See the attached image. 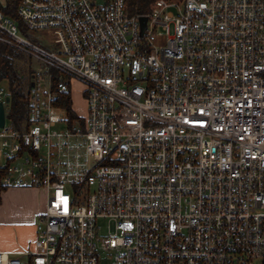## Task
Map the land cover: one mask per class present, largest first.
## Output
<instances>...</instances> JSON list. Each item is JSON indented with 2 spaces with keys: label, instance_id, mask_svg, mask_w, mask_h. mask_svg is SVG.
Instances as JSON below:
<instances>
[{
  "label": "built area",
  "instance_id": "obj_1",
  "mask_svg": "<svg viewBox=\"0 0 264 264\" xmlns=\"http://www.w3.org/2000/svg\"><path fill=\"white\" fill-rule=\"evenodd\" d=\"M16 15L0 12V43L38 68L24 132L0 90V189L42 190L46 208L34 251L0 264H264V0L132 16L125 0H21ZM70 81L87 107L72 120Z\"/></svg>",
  "mask_w": 264,
  "mask_h": 264
},
{
  "label": "trees",
  "instance_id": "obj_2",
  "mask_svg": "<svg viewBox=\"0 0 264 264\" xmlns=\"http://www.w3.org/2000/svg\"><path fill=\"white\" fill-rule=\"evenodd\" d=\"M21 0H0V12L18 21L16 10ZM157 0H125V10L128 15H143L150 11ZM30 61V58H29ZM22 52L14 47L0 43V81H7L9 108L6 119L14 131L24 132L28 125V80L32 75V68ZM69 120L78 118L71 106L69 94L62 95L61 104ZM0 168V177L4 174ZM1 190V189H0Z\"/></svg>",
  "mask_w": 264,
  "mask_h": 264
},
{
  "label": "rangeland",
  "instance_id": "obj_3",
  "mask_svg": "<svg viewBox=\"0 0 264 264\" xmlns=\"http://www.w3.org/2000/svg\"><path fill=\"white\" fill-rule=\"evenodd\" d=\"M24 54V53H23ZM28 66L32 68L33 70H36L38 68V64L32 60L29 56L25 54ZM30 58V61H29ZM64 81H67V79H64ZM32 87L34 86V83H32ZM83 86H81L78 82H71L70 81V97L72 101V110L77 114L78 116L85 117L86 116V103L82 98V91ZM0 90L4 92L3 101L8 106L10 99L8 96V83L7 81L3 80L0 81ZM8 99V102L6 103V100ZM63 114H55V117L53 119L62 118ZM57 129L59 131H64L66 128H63V125L61 124ZM63 144L70 145L72 148V154L70 158V163L73 165L77 162V170H80L81 168H84V165L86 161H90L87 159L85 152H84V145L82 140L79 139H70V140H62ZM61 155L64 159H66L65 155V149L61 150ZM4 166V161L2 157L0 156V168ZM75 170V169H74ZM33 193H31V200L28 202V204H23L21 206L22 209L26 210H35L37 209L36 215L34 216V222L33 227L27 228L26 230H21L16 228L15 226H8L6 224L0 223V252H7V251H19V252H26L31 253L34 251V243L37 238V232H36V224L38 223V220L41 215L44 214L45 208H46V200H45V193L42 190L33 189ZM18 203V200H15ZM13 213H17V208H12ZM0 220L6 221L9 224L16 225L15 222L17 221V218H14L10 221H7L9 219L3 218V215H0ZM20 243V244H19ZM22 263H29L28 257H21L20 258Z\"/></svg>",
  "mask_w": 264,
  "mask_h": 264
},
{
  "label": "crops",
  "instance_id": "obj_4",
  "mask_svg": "<svg viewBox=\"0 0 264 264\" xmlns=\"http://www.w3.org/2000/svg\"><path fill=\"white\" fill-rule=\"evenodd\" d=\"M33 189L30 188H10V189H1L0 190V215H3V218L9 219L10 221L14 218H17L15 222L16 225L9 224L6 221L0 220V223L6 224L8 226H15L18 229L26 230L27 228L33 227L34 216L36 215L37 209L35 210H26L22 209L23 204H28L32 199L31 193ZM21 203H18L17 201ZM21 206H19V205ZM12 208H17V213L12 212ZM20 244V243H19ZM9 254L10 256L20 257V254L24 252L19 251H7L1 252Z\"/></svg>",
  "mask_w": 264,
  "mask_h": 264
},
{
  "label": "water",
  "instance_id": "obj_5",
  "mask_svg": "<svg viewBox=\"0 0 264 264\" xmlns=\"http://www.w3.org/2000/svg\"><path fill=\"white\" fill-rule=\"evenodd\" d=\"M139 22H140V26H141V33L143 32L144 28H145V22H146V19L145 18H140L139 19ZM33 82H31V87H32V84ZM8 102V99L6 100V103ZM4 121H5V112H4V107L3 105H0V128L3 127L4 125Z\"/></svg>",
  "mask_w": 264,
  "mask_h": 264
}]
</instances>
